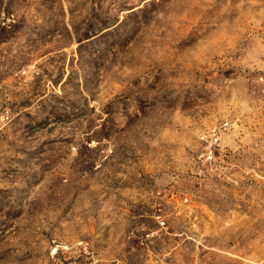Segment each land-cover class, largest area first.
<instances>
[{
    "label": "rangeland",
    "instance_id": "374dc122",
    "mask_svg": "<svg viewBox=\"0 0 264 264\" xmlns=\"http://www.w3.org/2000/svg\"><path fill=\"white\" fill-rule=\"evenodd\" d=\"M0 264H264V0H0Z\"/></svg>",
    "mask_w": 264,
    "mask_h": 264
},
{
    "label": "built area",
    "instance_id": "2783aa9c",
    "mask_svg": "<svg viewBox=\"0 0 264 264\" xmlns=\"http://www.w3.org/2000/svg\"><path fill=\"white\" fill-rule=\"evenodd\" d=\"M211 140L214 141L215 143H217V141L219 140L218 135L216 134V132H214V134L211 135ZM212 146V145H211Z\"/></svg>",
    "mask_w": 264,
    "mask_h": 264
}]
</instances>
